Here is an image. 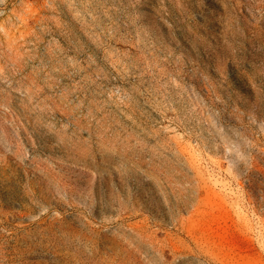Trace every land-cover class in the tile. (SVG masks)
<instances>
[{
  "label": "rangeland",
  "instance_id": "obj_1",
  "mask_svg": "<svg viewBox=\"0 0 264 264\" xmlns=\"http://www.w3.org/2000/svg\"><path fill=\"white\" fill-rule=\"evenodd\" d=\"M0 264H264V0H0Z\"/></svg>",
  "mask_w": 264,
  "mask_h": 264
}]
</instances>
